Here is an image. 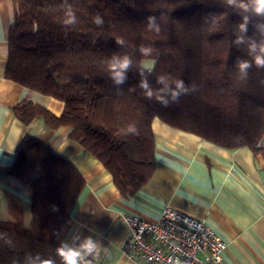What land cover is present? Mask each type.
<instances>
[{"label": "trees", "instance_id": "trees-1", "mask_svg": "<svg viewBox=\"0 0 264 264\" xmlns=\"http://www.w3.org/2000/svg\"><path fill=\"white\" fill-rule=\"evenodd\" d=\"M13 2L5 77L63 101L59 115L31 102L16 105L13 114L23 123L39 116L50 128L67 126L66 137L103 164L122 196L132 195L152 176L154 117L224 148L247 146L264 160V69L253 66L247 80L238 79L234 62L249 57L243 46L232 44L241 15L224 0H69L78 17L71 28L62 23L61 0ZM96 14L103 17L102 26L93 23ZM149 15L160 19L159 33L147 30ZM118 38L125 40L123 47L116 44ZM141 44L150 45L157 60L149 77L153 87L155 75L170 74L195 84L196 91L163 107L143 95L135 68L123 85H114L106 60L116 52L139 66ZM130 123L137 134L126 132ZM9 172L32 187L31 223L0 221L5 236L0 264L26 253L53 257L60 264L57 235L84 186L82 176L71 162L28 135Z\"/></svg>", "mask_w": 264, "mask_h": 264}, {"label": "crops", "instance_id": "crops-1", "mask_svg": "<svg viewBox=\"0 0 264 264\" xmlns=\"http://www.w3.org/2000/svg\"><path fill=\"white\" fill-rule=\"evenodd\" d=\"M13 0H0V221L31 223L32 187L9 172L25 136L43 142L79 171L84 186L57 238L93 235L107 247L94 264H147L127 257L125 215L154 219L169 205L202 219L226 243L228 264H264V160L247 146L228 149L172 127L158 117L152 176L132 195L122 196L103 164L66 137L68 127L50 128L41 117L21 122L13 108L40 104L55 115L63 101L29 90L4 75Z\"/></svg>", "mask_w": 264, "mask_h": 264}, {"label": "clouds", "instance_id": "clouds-1", "mask_svg": "<svg viewBox=\"0 0 264 264\" xmlns=\"http://www.w3.org/2000/svg\"><path fill=\"white\" fill-rule=\"evenodd\" d=\"M224 3L241 15V21L236 24L232 44L237 48L243 46L249 58L237 57L234 67L238 72V79L247 80L249 70L253 66L264 69V0H224ZM59 7L63 12V25L69 28L76 26L78 17L72 3L69 0H61ZM93 23L102 26L104 19L96 14ZM145 23L148 31L156 33L161 31L160 19L156 15H149ZM250 24L253 28L252 35H248ZM116 44L123 47L125 40L118 38ZM138 51L145 58L139 66L135 65L131 56L116 52L106 60V72L114 85H123L128 79V73L135 68V72L140 77L137 86L142 90L143 95L149 100L155 99L163 107L178 102L182 95L196 91L195 84H186L183 79L170 74L155 75L156 87H153L149 80V77L154 75V67L157 63L152 55L153 49L150 45L141 44ZM117 90L120 91L121 88L117 87ZM126 132L135 135L138 129L135 124L130 123L126 127ZM4 238V234H0V239ZM7 242L12 243L11 240ZM107 252V247L93 235L82 238L79 234L62 240L55 249L60 264H94L102 253ZM11 264H57V261L53 257H44L39 253L35 255L26 253L22 259L14 258Z\"/></svg>", "mask_w": 264, "mask_h": 264}, {"label": "built area", "instance_id": "built-area-1", "mask_svg": "<svg viewBox=\"0 0 264 264\" xmlns=\"http://www.w3.org/2000/svg\"><path fill=\"white\" fill-rule=\"evenodd\" d=\"M124 250L130 259L147 264H228L225 241L202 219L165 206L154 219L124 216Z\"/></svg>", "mask_w": 264, "mask_h": 264}, {"label": "rangeland", "instance_id": "rangeland-1", "mask_svg": "<svg viewBox=\"0 0 264 264\" xmlns=\"http://www.w3.org/2000/svg\"><path fill=\"white\" fill-rule=\"evenodd\" d=\"M144 59H145V58L141 59V62H140V63H142ZM262 143L264 144V138H263V142H262Z\"/></svg>", "mask_w": 264, "mask_h": 264}]
</instances>
